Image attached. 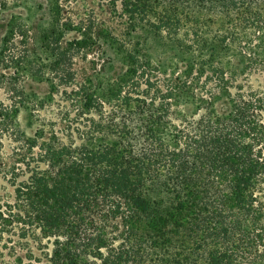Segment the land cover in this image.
<instances>
[{
	"label": "trees",
	"instance_id": "trees-1",
	"mask_svg": "<svg viewBox=\"0 0 264 264\" xmlns=\"http://www.w3.org/2000/svg\"><path fill=\"white\" fill-rule=\"evenodd\" d=\"M108 1L127 36L175 35L174 68L153 66L139 40L128 50L69 24L70 45L110 38L124 69L64 90L63 129L38 128L14 151L0 236L29 256L33 241L40 264L251 263L264 247V94L242 80L264 71V0ZM44 39L70 85L60 32Z\"/></svg>",
	"mask_w": 264,
	"mask_h": 264
},
{
	"label": "rangeland",
	"instance_id": "rangeland-1",
	"mask_svg": "<svg viewBox=\"0 0 264 264\" xmlns=\"http://www.w3.org/2000/svg\"><path fill=\"white\" fill-rule=\"evenodd\" d=\"M61 13H54V0H0V199L11 200L14 186L10 180L15 152L25 145L36 129L60 131L64 127L63 114L69 107L64 90L69 92L77 85H88V79H113L124 69L118 60L123 54L117 51L118 44L110 38H101L89 50L77 49L70 45L76 31L69 24L93 23L97 28L106 29L133 48V40H139L140 53L152 59L153 66H166V57L173 54L175 35L170 39L156 37L153 33L137 31L127 36V18L111 9L108 0H59ZM68 20V21H67ZM67 21L68 23H64ZM60 32L59 45L68 51L72 59L64 66L73 76L70 85L61 84L60 70L51 69L53 56L47 49L44 37L50 29ZM109 37V36H108ZM132 38V40H130ZM139 53V55H140ZM169 60V59H168ZM162 63V64H161ZM174 64V62L172 61ZM161 64V65H160ZM61 72V73H60ZM158 77L162 78L161 74ZM264 94V71L262 68L242 80ZM264 201V182L261 184ZM16 235L3 233L0 236V264H40L34 258L44 260L35 243L30 239L29 251L20 249ZM13 244L15 245L13 247ZM254 259L249 264H264L262 245L253 248ZM257 255H261L258 257Z\"/></svg>",
	"mask_w": 264,
	"mask_h": 264
}]
</instances>
